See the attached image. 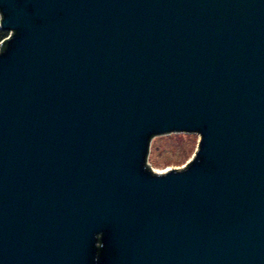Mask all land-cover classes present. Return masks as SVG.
<instances>
[{
    "label": "water",
    "instance_id": "obj_1",
    "mask_svg": "<svg viewBox=\"0 0 264 264\" xmlns=\"http://www.w3.org/2000/svg\"><path fill=\"white\" fill-rule=\"evenodd\" d=\"M0 264H264V0H0ZM198 134L183 169L157 136Z\"/></svg>",
    "mask_w": 264,
    "mask_h": 264
},
{
    "label": "rangeland",
    "instance_id": "obj_2",
    "mask_svg": "<svg viewBox=\"0 0 264 264\" xmlns=\"http://www.w3.org/2000/svg\"><path fill=\"white\" fill-rule=\"evenodd\" d=\"M199 142L198 134L157 136L150 143L147 163L159 173L183 169L193 160Z\"/></svg>",
    "mask_w": 264,
    "mask_h": 264
},
{
    "label": "trees",
    "instance_id": "obj_3",
    "mask_svg": "<svg viewBox=\"0 0 264 264\" xmlns=\"http://www.w3.org/2000/svg\"><path fill=\"white\" fill-rule=\"evenodd\" d=\"M7 36H8V32L3 31V30L0 29V41H2Z\"/></svg>",
    "mask_w": 264,
    "mask_h": 264
},
{
    "label": "built area",
    "instance_id": "obj_4",
    "mask_svg": "<svg viewBox=\"0 0 264 264\" xmlns=\"http://www.w3.org/2000/svg\"><path fill=\"white\" fill-rule=\"evenodd\" d=\"M10 33H8V36L6 38H4L2 41H0V50H1V47H2V43L6 40H8L10 38ZM149 165V164H148Z\"/></svg>",
    "mask_w": 264,
    "mask_h": 264
},
{
    "label": "bare ground",
    "instance_id": "obj_5",
    "mask_svg": "<svg viewBox=\"0 0 264 264\" xmlns=\"http://www.w3.org/2000/svg\"><path fill=\"white\" fill-rule=\"evenodd\" d=\"M167 172V171H166ZM161 173H165V171L164 172H161Z\"/></svg>",
    "mask_w": 264,
    "mask_h": 264
}]
</instances>
